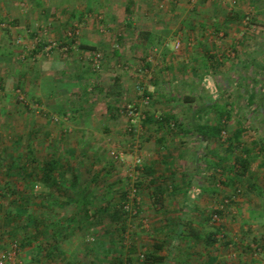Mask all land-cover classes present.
I'll return each mask as SVG.
<instances>
[{
    "label": "rangeland",
    "instance_id": "rangeland-1",
    "mask_svg": "<svg viewBox=\"0 0 264 264\" xmlns=\"http://www.w3.org/2000/svg\"><path fill=\"white\" fill-rule=\"evenodd\" d=\"M41 1V9L44 12L31 15L33 24L27 22L28 31L25 34L20 33L16 39H12L13 41L9 39L10 42L1 43V46L5 47L0 48V55L7 59L5 63H0V147L3 145L0 154V184L4 185V182L9 181L15 184L8 171L20 170L10 168L12 161L25 165L27 171H30L36 169L44 160L56 156L63 166L66 178L61 180L62 189L56 196L64 201V205L60 208L55 206L50 211L41 209L36 203L31 204L30 212H37L42 218L57 216V213H54L57 210L62 215L74 210L73 203L67 204L68 195L65 194L64 188L73 197L78 189L90 184L99 203L100 197L106 194L108 184L115 183L116 188L125 187L127 214L122 220L123 227L120 222L112 223L108 217L103 216L100 222L97 218L93 220L92 225L83 224L76 228L72 232V242L69 245L64 244L65 248L77 245L82 250L92 247L94 242L100 240L106 243L105 249L109 247L113 250L111 254L130 253L132 249V254L140 256L151 253L155 249L154 242L163 239V247L160 250L174 248L183 251L188 248V239L180 237L174 240L172 237L175 233L176 216L184 212L182 220H189L194 224L199 221V224L195 225L202 233L218 230V245L227 250L230 259L237 257L242 245L250 243L255 249L252 237L258 234V228L264 229V224H251L248 217L256 201H264V185H260V194L248 184H255L254 181L264 179V171H251L255 176L249 173L235 185H213L212 177L220 176V171L213 169L214 164L210 159V167L205 160H199L200 164H206L202 171H190L189 159L187 161L185 158L170 161L175 171H166V168L163 171L169 158L166 154L171 150L169 144L160 146L156 143L155 137L176 134L191 137V134L183 132L182 126L174 125L173 120L170 128L164 124L160 126L159 117L164 113L174 114L185 127L184 123L189 121L191 116L186 107L217 99L218 92L217 87L215 89L211 84L205 87L201 81H197V74L205 72L203 65L190 63L183 67L185 65L172 62V57L179 56L183 51L193 55L198 49L192 45L183 48L181 30L177 27L172 31L168 27L171 24H168L169 15L174 8L171 6L175 4V0H147L152 5L145 7L153 9L151 13L156 14L155 21L161 22L166 32L157 38L153 45L145 47L133 46L136 31L131 32L130 27L128 31L125 30L124 26L116 25L105 15L106 6L110 4V7H119L120 0ZM198 1L184 0L190 7ZM207 1H216V7L223 6L225 10L237 7V10L242 12V19L238 20V24L242 27L249 24L254 26L251 40L257 48L251 47V51H256L257 57L259 53L264 52V0L251 2L255 5L256 13L253 12L249 0ZM20 2L23 3L20 7L26 10L37 4V0ZM140 2L142 3L138 10L144 4L143 0ZM178 2L180 0L176 1ZM133 8L136 9V5H133ZM74 9H81L84 12L83 17L73 15L71 11ZM27 18L29 19V14ZM116 18L120 19L121 16L117 13ZM132 22L137 25L141 23L136 16ZM37 29L40 31H36ZM33 31L37 34L30 35ZM39 33L44 45L37 50ZM241 33L236 32L240 40L245 36ZM176 40L180 42L178 48L174 47ZM79 41L95 43L96 50L79 48ZM22 45L27 47L22 50ZM247 48L248 46L245 52ZM34 49L37 51H33ZM9 50L12 52L11 56L8 55ZM242 52V48L238 54V51L229 47L223 52L224 64L219 68L220 71L224 69L225 74L223 78L219 77L218 82L219 88L224 86V97L218 99L235 103L238 91L248 90L250 84L256 92V103L264 107V78H261L264 77V66L259 58L256 60L255 69H250V73L255 72L261 77H258L254 84L252 81L244 84L241 80L240 86H235L238 79H234L231 73L249 72L242 66V62L239 63V59L243 61ZM168 57L169 62L161 61L162 58ZM47 58L48 71L41 70L40 61ZM58 59V63L54 62ZM217 66L215 72L219 69ZM184 78H188L186 81L189 84L180 81ZM150 85L158 91V95H154L156 99L144 95L145 91L151 93L146 90ZM111 86H114L117 92L112 93ZM171 94L180 97L171 101L168 98ZM183 96H187L189 101L185 102ZM244 98L242 96L238 99L243 101ZM259 114L261 111L257 112V116ZM239 115L245 114L239 112ZM205 116L210 119L214 114L208 112ZM206 117L202 115L203 120ZM7 122L12 124L13 128L6 126ZM245 129L247 132L251 131L253 136L264 137L263 124H247ZM12 130L19 132L14 133ZM261 145L264 149V143ZM167 146L169 148L165 149V154L162 148ZM220 146L216 141L205 144V148L212 151L220 150ZM27 149L32 150L33 161L30 160ZM161 153L165 154V162L161 161ZM205 156L210 157L207 154ZM145 166H153V178L164 188L161 197L165 207L164 214L154 207L150 195L153 185L148 184L152 173L146 172ZM73 171H78L80 175L75 190L69 189L68 182ZM95 175H98L96 179ZM138 182L142 184L138 186ZM172 184L178 187V191H168ZM211 187L216 188L215 192L207 190ZM35 189L41 192L47 188L38 183ZM115 201H118V196ZM213 210L217 211L216 214L212 215L210 221L201 225L203 217ZM261 211L264 214V210ZM262 219L264 220V217ZM263 231L260 230V233L264 235ZM192 247L201 249L202 243H196ZM87 256L80 258H84L83 264H88ZM110 256L106 257L112 258L114 255ZM99 259L102 264L106 261L105 258Z\"/></svg>",
    "mask_w": 264,
    "mask_h": 264
},
{
    "label": "crops",
    "instance_id": "crops-1",
    "mask_svg": "<svg viewBox=\"0 0 264 264\" xmlns=\"http://www.w3.org/2000/svg\"><path fill=\"white\" fill-rule=\"evenodd\" d=\"M20 1L21 0H0V48L5 47V46H1V43H5L6 41H9V39L14 40L16 39L17 35H20V33L25 34L28 31L26 30V27L29 25L27 24V22H32L33 24L31 15H40L41 12L42 13L44 12L41 9L42 8L41 0H37V4L33 5V7L35 6L34 8L30 7V9L27 10L23 7H20V5H23V3H21ZM91 1H97V0H91ZM100 1L106 2L108 0H100ZM140 1L141 0H120L119 7H117V5L110 7L109 4L105 8L106 9L105 15L107 16V18H109V20L114 21L116 25L124 26L125 30L129 29L130 27L131 32L136 31L135 34L136 39L133 41V46L145 47L149 44L153 45L152 43H155L157 38L162 37V34L166 32V28L162 27L163 25L161 24V22L155 21L156 14L151 13L153 9H151L150 7H145L152 5L151 2L149 1L147 2V0H143V3L145 5L143 4L142 5L143 7H141L140 10L137 9L138 6L141 5L142 3ZM176 1L177 0H175V4L173 3V5L171 6L172 8L173 7L174 8L171 14L169 15L168 24L170 23L171 24L168 25V27L172 31H175L177 27L181 30L182 38H183V48L184 46L192 45L194 48H198V49L197 52H195L193 55L183 51L182 53L179 54V56L176 55L175 58L172 57V62L175 64L181 63L182 65H185L183 67H186L190 63H196V64L199 63L203 65L205 72L197 74L198 75L197 81L199 82L201 81L205 87L210 86L211 84L212 86L215 87V89L217 87V91H218L216 97L217 99H212L211 101L201 102L198 103V105L194 104L191 107L190 105L186 107V109L190 111L191 116L189 121L184 123L186 125L185 127L192 128L195 122L192 120L193 113H195L194 111H196L198 107H201L203 104H210L212 102H216L218 105L225 106L226 110L230 112V115L228 118H225V120L223 119L224 121L222 123L226 128V133H223V137L220 139L217 138L206 139L199 137L192 129H190V132L188 133L191 134V137H182L178 134L169 135L168 137L162 135L155 137L156 143H158L160 146L163 144H169L171 150L168 151L166 154L165 149L166 148L168 149L169 147L167 146L162 148L164 149V153L167 156H169L168 158L169 161L167 160V163L164 164L163 171H165V168L166 171H175L170 161L172 159L177 160L184 158L186 160L189 159V163L191 165L190 171H202L205 169L204 167L206 164H208L207 166L210 167V161L208 159L212 160L211 163L214 164V167L212 166L214 170L216 169L217 171H222L221 167L219 168L218 166L215 167V164L219 163L220 158L227 156L225 153V147H226L225 144H227L229 141H232L234 131L238 128H241L243 130V133L240 137V145L236 146L235 148V155L239 156L243 149L249 150L250 164L248 167V171H249L248 174L250 173L251 176H255L254 174L251 173V171H264V149L262 148L261 145L264 143V137L256 136V135L253 136L252 132L251 131L247 132V129L245 128L247 124L256 126V122H258V124L264 125V107L263 105H258L256 103V92L254 89L250 87V84L247 88L248 90L241 89L240 91H238L239 93L237 94V100H235L236 101L235 103L231 101L227 102L225 100H223L222 102L219 101L218 99L219 97H224V95L222 94L224 86L219 88L220 84L218 81L220 80L219 77L223 78L225 73H224V69L220 71L221 68L219 67L222 64H224L222 61V56H223V52L228 50V47L238 51V54L240 49L241 48L243 49L242 53H244L243 54L244 57L241 56L243 61L239 59V63L242 62L243 64L242 66H244L246 69L249 70L248 73L236 71L235 74L230 72L233 75L234 79H238V82L236 81L235 86L236 85L240 86L241 80L244 82V84L246 82H247L246 84H248L251 81L254 84L257 78L261 77L255 72L250 73V69L252 68L255 69V65L257 64L256 60L258 58L260 59V63L261 64L263 63L264 66V61H263L264 52H262L263 54L259 53V57H257V52L251 51V47L257 48L254 41L251 40V33L253 31L252 29H254V26L249 24L247 27H242L240 26V24H238V20L242 19V12L240 11L241 12L240 13L237 10V7L236 8L231 7L230 10H225L223 6L221 7L218 4H217L218 7H216L215 5L216 1L215 2L212 1L211 3H209L207 0H199L196 5L190 7L187 4V2H184V0H180V2L178 3H176ZM251 2L254 3V0H249L250 4ZM133 5H136V9L133 8ZM251 6L253 7V12L256 13L257 10L256 8L254 9L255 5L251 4ZM38 9L39 11H37ZM71 13L76 14L78 18H81L84 15V12L81 9L79 10L74 9L73 11H71ZM117 13L121 16L120 19L116 18ZM28 14H29V19L27 18ZM135 16L137 17L138 20H140L141 22L140 25L139 24L137 25V23L135 24L134 22H132ZM36 31L39 32L40 30L37 29ZM36 31L30 33V35L37 34ZM237 31H241L242 32L241 34H245V36L241 38V40L238 39L239 35H236ZM38 35H39L38 38H40L41 33H39ZM39 40L40 41L38 43L37 50L39 48H42L44 45V40H42V38H40ZM78 44L94 46L96 48L95 43L94 44L87 42L82 43L79 41ZM246 46H248L247 52H245ZM24 47L27 46L22 45L21 46L22 50ZM37 50L34 49L33 51L36 52ZM11 54L12 52L11 50H9L8 55L11 56ZM5 59H7L5 56L0 55V63L2 62L5 63ZM48 60L49 59L47 58L42 60L45 62L40 61L41 70L48 71L49 68ZM166 60L167 62H169L170 61L169 57L168 59H164V58L161 59L162 62ZM54 62L58 63L59 59L55 60ZM216 66L219 68L217 72H215ZM37 73H39V71ZM187 79L185 78L180 79V81L189 84L186 81ZM146 90H150L151 92L148 93L145 91L147 96L151 97V99L152 98L156 99L154 95H158L157 94L158 91L153 85L148 86ZM208 94L206 93V95ZM242 96L245 97L243 101H241V99H238L241 98ZM179 97H180L179 95L171 94L169 95L168 98L171 101H176L178 100ZM183 97L185 98L184 101L186 102V100H188L187 96H183ZM258 111H261V114L257 116ZM208 112L213 113L214 110L211 108L207 109L206 113L203 112L200 114V116L195 117L196 121L199 123H205V122L212 123L214 116L208 119V116L207 117L205 116ZM239 112H244L245 115L243 116L239 115ZM202 115H204L206 119L203 120ZM6 126L12 127V124L7 122ZM16 131L12 130V132L14 133H16ZM191 140H194V142H191ZM211 141L219 142V144L221 145L220 146L221 149L212 151L210 149L205 148V144ZM190 143L192 144L191 146L189 145ZM256 145H258V147H256ZM2 150H3V145H1L0 147V154ZM209 153H211V155H209ZM165 154L163 153L160 154L162 162H165L166 157L164 158L163 156ZM205 154H207L210 157L205 156ZM199 160H205L206 164H202V163L200 164ZM158 171H162V169H158ZM9 175L15 180L14 181L15 184L10 181L7 183L4 182V185L0 184V250L6 249L12 240L17 241L25 237V233H21V232L15 233L12 230L14 224L13 223L7 224L5 213L12 208H17L15 207L16 203L14 204L12 200V198L16 196L15 194H12L10 192L11 189L14 190V193L15 192L21 193L25 191L26 190L25 185L27 180H25V178H22V175H20L16 171L10 172ZM254 182L255 184L252 183V185L256 186L257 188H260V185L262 184L264 185V179L262 180L258 179ZM2 190L3 192H1ZM259 191L262 194L261 188ZM28 201L30 202V200ZM61 202L62 204H60L59 206L56 205V207L58 208L63 207L64 201ZM29 208H30V204H29ZM251 209L252 211H251V215L248 217V222L251 224H257L259 226L264 224V220L262 219L264 217V214H262L261 211L264 210V201H261L259 199L258 201H256L255 207ZM54 213H58V210L54 211ZM65 214L66 213H63L62 216L65 217ZM43 219L46 221H51L53 217H49V218L44 217ZM18 223L20 224V222ZM262 228H258L257 229L259 230L258 234L256 233V235L252 237V241L254 243L253 245L256 246L255 249L252 248V244L250 243L249 245H242V247H240V249L237 252V257L233 259H230L231 257L228 254L227 250H225L224 248L220 247V245H218V241L220 240L219 236H218V241L214 244L213 247L202 246L201 249L191 247V248H185L183 251H178L175 250L174 248H169L168 250L154 249L151 251V253H149L153 255V259L147 262H144L141 257L142 255L139 256V254L138 256L137 255L135 256L132 253H124V252H120L118 254H120V257H122V259L125 261L124 264H127L126 260L129 257H131L132 264L134 263L135 264H264V235L260 233V230H264ZM75 229L76 228L74 227L72 230H69L70 232L64 233L63 234L64 236L62 235V238L58 240L56 244L57 247L52 253L51 257H47V252L49 251V248H53L52 245L53 243H55V240L52 237H49L51 231L48 229L46 234L44 235L46 239L43 240L44 237L42 238V241L44 243L43 244L44 249L41 251V253L37 252L34 244L29 247L28 246L21 247L19 248V252L16 256V260L13 263H9V264H83L84 258L83 259L80 258H82V256L83 257L87 256L86 255L87 251H88L87 257L89 259L88 264H102V261L99 259V257L106 259L104 264H110L111 258L106 256L108 255L112 256L117 254H111L113 250L110 249L109 247L104 249L105 251L104 250L96 251L94 249H91V247L80 250V248H78L77 245L73 247L71 245L70 247L67 246L65 248L64 244L69 245L72 242L70 240L72 239L71 237L74 236V233L72 232L75 231ZM37 241L39 242L40 239L37 238ZM156 256L162 258L156 259L154 258Z\"/></svg>",
    "mask_w": 264,
    "mask_h": 264
},
{
    "label": "trees",
    "instance_id": "trees-1",
    "mask_svg": "<svg viewBox=\"0 0 264 264\" xmlns=\"http://www.w3.org/2000/svg\"><path fill=\"white\" fill-rule=\"evenodd\" d=\"M74 15V14H73ZM79 48L95 51L96 48L94 46L79 44ZM81 77V75H79ZM115 86V85H114ZM111 86L112 93L117 92L115 90V87ZM144 95H147L144 92ZM213 109L214 112V118L212 123L205 122V123H199L196 121V116H200L201 113H206L207 109ZM192 120L195 121L192 128L184 127L183 124L179 121V119L171 114V113H164L159 117V124L160 125H167V128L171 127V121L173 120L174 125L182 126V131L185 133H189L190 129H192L197 136L206 138V139H212L217 138L220 139L223 137V133H226V128L223 125V121L225 118H228L230 115V112L226 110L225 106L218 105L216 102H212L210 104H203L201 107H198L196 111H194ZM195 115V116H194ZM224 119V120H223ZM243 133V130L241 128H238L233 133V139L232 141H229L226 144L225 147V153L227 156L220 158L219 163L215 164V167L218 166L221 167L220 173H218L220 176H213L214 179L213 185H218V183H221L223 185H235L238 181H240L244 176L248 174V167L250 164L249 159V150L243 149L241 154L235 155V148L236 146L240 145V137ZM27 152L31 156V161L34 160L33 158V152L30 149H27ZM63 166L61 165V162L59 159L55 156H52L49 159L44 160L36 169H31L30 171H26L27 168L25 165L21 164L19 165L16 162H12L10 164V168L22 170V171H16L20 175H22V178H25L27 180L26 182V190L21 193H14V190L11 189V193L15 194L16 197L12 198L14 204L16 203L17 208H12L9 211L5 213V218L7 220V224L13 223L14 227H12L13 231L25 233V237L21 240H12L11 242H16L18 247H25V246H32L35 245V248L37 252L41 253V251L44 249L42 238L46 234L47 230L49 229L51 233L49 234V237H52L55 240V243H53L52 247L49 248V251L47 252V257H51L52 253L57 247V242L60 238H62V235L64 233L70 232L69 230H72L74 227L78 228L79 226L84 225H92L93 220L99 219L98 222H100L103 218V216L108 217L112 223L120 222V226L123 227V218L125 217V214H127V210L125 209V198L127 195V191L125 187H115V183H110L106 187V194L102 195L100 197V202H97V197L95 194V190L90 188V184L85 187H81L78 189L73 197L70 196L69 192L66 190L65 194L68 195V203L67 204H74V210L70 213L65 214V217L62 216V214L57 213V216L53 217L51 221L44 220L41 215H39L37 212L31 213L29 209V204H37L38 207L41 209L46 210H52L54 206L62 204L60 198L56 196V193H59V191L62 189L60 187L61 180L66 179L65 173L63 171ZM146 172L152 173L150 175V179L148 184L153 185L152 191L150 193L151 197L153 198L154 207L158 212H161L164 214L165 207L162 205L161 197L163 195L164 188L161 185V183H156V179H154V168L153 166H145L144 167ZM216 170V169H215ZM9 173L12 171H8ZM14 172V171H13ZM107 172V171H106ZM107 174V173H106ZM217 174V173H215ZM95 179L98 177V175H95ZM94 179V180H95ZM80 180V175L78 171H73L71 178L68 179V182L70 184L69 189L75 190V188L78 186ZM93 181V180H92ZM91 181V182H92ZM40 183L42 186H45L47 189L41 192H37L35 187L37 184ZM141 182H138L137 185H141ZM212 186V185H211ZM248 186L252 189H255L257 193L261 192L259 191L260 188H257L256 186L252 184H248ZM171 192L178 191V187L174 186L173 184L170 185ZM68 189V191H69ZM205 189V188H204ZM5 190V189H4ZM49 190V191H47ZM207 190H210L211 192H215L216 188H207ZM27 191V192H26ZM3 192V190L1 191ZM118 196V201H115V198ZM71 197V198H70ZM30 200V202L28 201ZM29 203V204H28ZM98 203V204H97ZM216 210H213L209 215H206L203 217L201 223L210 221L212 218V215L216 214ZM184 215V212L181 213V215L176 216L177 221L176 227L174 230V236L172 237L174 240L179 239L180 237L184 239H188L189 244L186 246L188 248H191L194 244L201 242L202 246L204 247H213L214 244L218 241V230L213 231H207L202 233L198 228H196L195 224L192 221H183L182 216ZM61 217V218H59ZM49 218V217H48ZM20 222V224L18 223ZM17 223V224H16ZM202 225V224H201ZM64 236V235H63ZM37 238L40 239V241H37ZM46 238L44 237L43 240ZM163 241V239H161ZM162 241H155V249H161ZM174 243V242H173ZM172 243V246H173ZM105 242L104 241H96L93 243V246L91 249H94L96 251L104 250L105 249ZM133 250L131 249L132 253ZM120 253V252H119ZM141 256V255H140ZM144 262L151 261L153 259L152 254H146L141 256ZM38 258V257H37ZM156 259H161L162 257L156 256L154 257ZM127 264H132L131 257L127 258L126 260ZM125 261L120 257V254L114 255L111 258L110 264H124Z\"/></svg>",
    "mask_w": 264,
    "mask_h": 264
},
{
    "label": "built area",
    "instance_id": "built-area-1",
    "mask_svg": "<svg viewBox=\"0 0 264 264\" xmlns=\"http://www.w3.org/2000/svg\"><path fill=\"white\" fill-rule=\"evenodd\" d=\"M180 46L179 40H176L174 47ZM37 187V186H36ZM19 252V247L16 242H10L6 249L0 250V264L13 263L16 260V256Z\"/></svg>",
    "mask_w": 264,
    "mask_h": 264
}]
</instances>
